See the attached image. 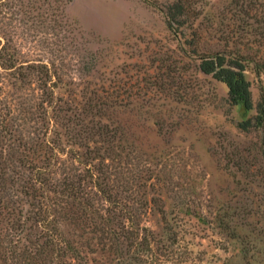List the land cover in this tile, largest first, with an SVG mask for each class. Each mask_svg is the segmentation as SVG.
<instances>
[{"label": "rangeland", "instance_id": "1", "mask_svg": "<svg viewBox=\"0 0 264 264\" xmlns=\"http://www.w3.org/2000/svg\"><path fill=\"white\" fill-rule=\"evenodd\" d=\"M0 3L1 34L13 37L27 58L55 62L53 69L69 89L58 93L80 97L84 89L94 93L111 81L128 82V91L120 93L132 95L133 102L110 112L124 128L134 155L156 171L155 190L151 186L150 191L162 198L150 208L147 225L163 231V206L180 243L174 260L166 264H264L257 258L264 251V179L226 166L233 149L227 143L243 149L257 134L236 127L242 117L239 108L227 104V86L198 71L195 53L242 49L263 59L259 33L264 0ZM167 13L178 19L172 28ZM259 69L260 74L251 64L246 71L255 104L264 88V66ZM165 79L172 83L171 91L158 88ZM174 91L193 102L176 100ZM250 211L258 214L247 216ZM236 223L244 229L238 231ZM239 248L245 253L238 255ZM90 257L107 264L98 253Z\"/></svg>", "mask_w": 264, "mask_h": 264}, {"label": "trees", "instance_id": "2", "mask_svg": "<svg viewBox=\"0 0 264 264\" xmlns=\"http://www.w3.org/2000/svg\"><path fill=\"white\" fill-rule=\"evenodd\" d=\"M170 13L172 28L178 19ZM13 42L0 31V264H104L90 257L97 253L107 264L172 262L180 243L163 206V231L147 225L150 208L162 198L150 191L156 171L134 155L110 112L133 102L132 95L120 93L128 91V82L111 81L94 93L84 89L80 97L58 93L69 89L53 69L55 62L27 58ZM195 53L198 71L227 86V104L239 108L242 117L236 127L257 134L243 149L227 143L233 148L228 170L264 179V88L255 104L246 77L251 64L260 74L264 58L242 49ZM158 83L159 89L173 88L169 80ZM171 94L193 102L179 91ZM236 229L244 227L236 223ZM243 253L239 248L238 255ZM257 258L264 261L263 250Z\"/></svg>", "mask_w": 264, "mask_h": 264}]
</instances>
